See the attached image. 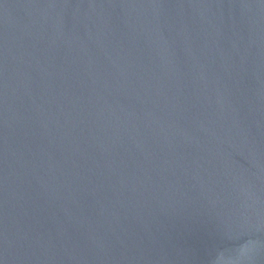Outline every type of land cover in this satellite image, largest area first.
Returning a JSON list of instances; mask_svg holds the SVG:
<instances>
[{"label":"water","instance_id":"obj_1","mask_svg":"<svg viewBox=\"0 0 264 264\" xmlns=\"http://www.w3.org/2000/svg\"><path fill=\"white\" fill-rule=\"evenodd\" d=\"M0 264H264V0H0Z\"/></svg>","mask_w":264,"mask_h":264}]
</instances>
